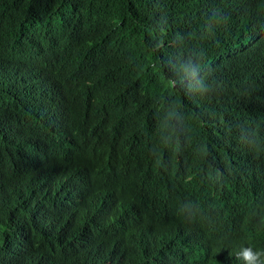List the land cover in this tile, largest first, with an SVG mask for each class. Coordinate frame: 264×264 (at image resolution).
I'll use <instances>...</instances> for the list:
<instances>
[{
  "label": "trees",
  "instance_id": "trees-1",
  "mask_svg": "<svg viewBox=\"0 0 264 264\" xmlns=\"http://www.w3.org/2000/svg\"><path fill=\"white\" fill-rule=\"evenodd\" d=\"M248 245L264 0H0V264H242Z\"/></svg>",
  "mask_w": 264,
  "mask_h": 264
},
{
  "label": "clouds",
  "instance_id": "clouds-1",
  "mask_svg": "<svg viewBox=\"0 0 264 264\" xmlns=\"http://www.w3.org/2000/svg\"><path fill=\"white\" fill-rule=\"evenodd\" d=\"M178 73H182L183 77L196 78L198 71L192 66L191 61L187 64L180 65ZM173 87L175 82L170 81ZM237 259L242 264H264V250H255L251 245L242 246L236 254Z\"/></svg>",
  "mask_w": 264,
  "mask_h": 264
},
{
  "label": "bare ground",
  "instance_id": "bare-ground-1",
  "mask_svg": "<svg viewBox=\"0 0 264 264\" xmlns=\"http://www.w3.org/2000/svg\"><path fill=\"white\" fill-rule=\"evenodd\" d=\"M209 248H212V247H209Z\"/></svg>",
  "mask_w": 264,
  "mask_h": 264
}]
</instances>
